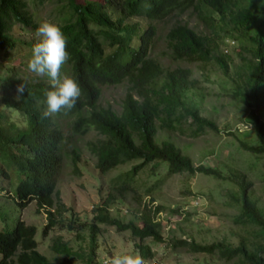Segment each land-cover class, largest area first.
Wrapping results in <instances>:
<instances>
[{"label": "trees", "instance_id": "obj_1", "mask_svg": "<svg viewBox=\"0 0 264 264\" xmlns=\"http://www.w3.org/2000/svg\"><path fill=\"white\" fill-rule=\"evenodd\" d=\"M57 1L60 8L55 24L67 37L70 54L61 72L73 76L81 87L76 107L67 114L46 118L45 106L40 103L44 99L43 90L49 87L45 79H26L11 67H6L5 75L0 77V105L25 121L22 129H14L0 113V160L18 174L14 189L17 208L22 209L33 201L36 211L44 213L46 225L42 235L54 226L68 231L82 229L74 226L72 220L66 222L62 218L65 210L55 201V184L61 149L71 137L79 139L89 131L100 137L85 143L100 175L130 161L140 163L119 174L116 179L119 183L111 188L104 202L93 208L91 223L86 227L85 264L93 262L99 225L113 227L117 233L127 232L137 240L134 247L145 260L153 254L141 242L144 239L163 242L160 225L155 220L159 208L141 204L131 186L137 171L146 164L165 163L169 176L197 173L224 180L209 168L194 166L171 142L154 141L158 131L184 134L183 125L191 138L206 131L217 132L212 120L201 117L197 109L185 102L186 94L198 85L190 69L164 67L151 55L157 24L185 11L197 18L202 29L196 31L186 24L174 23L164 34V55L172 62L196 65L200 70L214 67L229 79L230 97L247 114L245 124L250 126L254 140L253 145L238 142V146L261 158L264 184V0ZM134 18L144 21L145 25L126 22ZM15 24L36 28L23 0H0V52H4V57L15 45L9 36ZM228 42L236 45L237 62L220 48ZM34 43H27L30 51ZM121 83L126 84V90L120 99L119 111L108 105L101 106V89ZM21 84L26 86L25 94L17 98V86ZM60 122L68 129V137ZM66 153L76 173L77 148L73 145ZM0 175L7 178L1 168ZM249 186L238 182V193L230 196L237 207L232 224L247 229L246 238H239L236 246L171 239L170 247L190 254H216L225 263L264 264V214L247 194ZM124 193L133 194L137 205L133 218L126 222L108 213V207L115 199H123ZM35 232L34 226H27L21 220H16L11 229L0 231V264H48L36 250ZM49 249L60 257L59 264H69L68 259L77 257L59 238L52 241Z\"/></svg>", "mask_w": 264, "mask_h": 264}, {"label": "rangeland", "instance_id": "obj_2", "mask_svg": "<svg viewBox=\"0 0 264 264\" xmlns=\"http://www.w3.org/2000/svg\"><path fill=\"white\" fill-rule=\"evenodd\" d=\"M23 1L32 15L36 28L12 25L9 36L15 41V45L8 52L7 57H4V52H0V77L5 75L6 67H11L26 79H39L27 70V61L31 55L27 43L37 42L39 39L36 30L40 22L46 19L53 23L57 22V10L60 4L57 0L43 3L33 0ZM98 1L102 3L103 0ZM126 22H139L145 25L144 21L137 18ZM174 23L186 24L196 31L202 29L197 18H194L189 11L179 15L173 14L171 18L157 24L151 55L164 67L180 66L190 69L198 85L186 94L185 102L197 109L201 117L212 120L217 132L206 131L196 138H191L187 134L188 129L183 125L181 128L184 134L158 131L154 141L157 144L162 140L171 142L183 155L190 158L194 166L202 165L209 168L224 180L197 173L169 176L166 174L165 163L153 162L143 166L132 179L131 186L141 204L159 208L155 220L160 225L163 242L154 243L150 239H144L141 244L146 245L153 254L151 259L146 260L147 264H232L233 261L225 263L216 254H190L181 248L172 249L169 245L171 239H184L192 240L197 244L224 242L234 247L239 243V238H246L247 229L233 225L231 222L232 216L237 213V207L231 202L230 196L238 193L237 183L240 181L250 184L247 194L264 214L262 160L259 156L242 151L238 146V142L248 145L254 143L251 128L245 124L247 114L231 99L230 81L222 76L218 69L206 67L200 70L196 65L172 62L164 55L166 46L164 34ZM220 48L227 51L234 61H238L235 57L237 51L235 43L228 42L226 46L222 45ZM125 90V83L103 87L100 105H108L118 112L119 102ZM0 113L13 124L14 129H22L25 126L24 118L11 109L0 105ZM60 126L68 137V129L64 128V123L60 122ZM98 138L100 137L93 131H89L79 139L71 137L61 149V164L56 174L55 201L64 207L62 218L66 222L72 220L74 226H80L81 230L68 231L60 226H54L42 235L46 225L44 213L41 210L36 211L33 201L22 209L17 208L14 203V189L19 180L18 174L15 169H7L0 160V168L7 175L6 179L0 175V231L11 229L16 220L23 221L27 226H34L36 250L47 259L48 264H59L60 257L49 249L56 238L66 242L77 254V257L68 259L69 264H85L88 233L86 227L91 223L93 208L104 202L107 195L112 192L111 188L119 183L116 182L119 174L140 163L130 161L117 166L105 175H100L94 168V159L85 149V143ZM73 145L79 154L76 173L72 171L70 156L66 153ZM123 195V199H115L108 207V213L111 217L126 222L133 218L137 205L133 194ZM173 210L176 212L173 213ZM66 222H63L62 226H65ZM98 228L100 234L97 236L92 264H103L113 254L138 253L134 247L137 240L132 239L127 232L117 233L113 227L105 225H99ZM76 235L81 237L77 238Z\"/></svg>", "mask_w": 264, "mask_h": 264}, {"label": "clouds", "instance_id": "obj_3", "mask_svg": "<svg viewBox=\"0 0 264 264\" xmlns=\"http://www.w3.org/2000/svg\"><path fill=\"white\" fill-rule=\"evenodd\" d=\"M38 40L32 45L27 61V70L39 79H45L48 88L43 90V116L55 117L67 114L76 107L82 92L78 81L67 73H62V66L70 59L67 51V37L61 28L43 20L37 27ZM25 85L17 86V98L25 94ZM105 264H147L140 254L120 253L108 257Z\"/></svg>", "mask_w": 264, "mask_h": 264}, {"label": "built area", "instance_id": "obj_4", "mask_svg": "<svg viewBox=\"0 0 264 264\" xmlns=\"http://www.w3.org/2000/svg\"><path fill=\"white\" fill-rule=\"evenodd\" d=\"M103 264H105V262Z\"/></svg>", "mask_w": 264, "mask_h": 264}]
</instances>
